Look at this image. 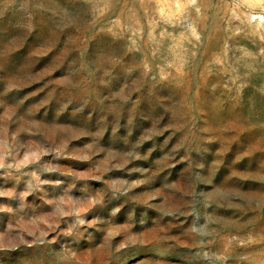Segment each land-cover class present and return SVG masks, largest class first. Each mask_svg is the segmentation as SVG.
Here are the masks:
<instances>
[{
	"label": "rangeland",
	"instance_id": "rangeland-1",
	"mask_svg": "<svg viewBox=\"0 0 264 264\" xmlns=\"http://www.w3.org/2000/svg\"><path fill=\"white\" fill-rule=\"evenodd\" d=\"M0 264H264V0H0Z\"/></svg>",
	"mask_w": 264,
	"mask_h": 264
}]
</instances>
